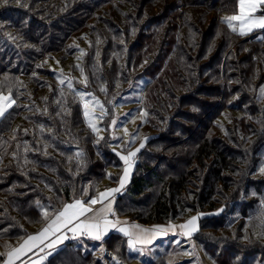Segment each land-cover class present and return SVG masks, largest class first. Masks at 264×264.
I'll return each instance as SVG.
<instances>
[{"label":"trees","instance_id":"obj_1","mask_svg":"<svg viewBox=\"0 0 264 264\" xmlns=\"http://www.w3.org/2000/svg\"><path fill=\"white\" fill-rule=\"evenodd\" d=\"M236 10L237 0H0V91L16 101L0 118V254L65 201L119 177L120 150L107 130L95 135L50 65L78 57L75 41L85 38L72 85L108 114L147 77L138 134L147 139L116 213L168 224L223 209L200 217L197 243L216 264H264V30L234 33L221 14ZM90 244L67 241L46 264H104ZM98 244L116 264L134 259L123 234Z\"/></svg>","mask_w":264,"mask_h":264},{"label":"rangeland","instance_id":"obj_2","mask_svg":"<svg viewBox=\"0 0 264 264\" xmlns=\"http://www.w3.org/2000/svg\"><path fill=\"white\" fill-rule=\"evenodd\" d=\"M237 12H238V0H237L236 12L222 13L221 17L224 18L227 16H231L237 14ZM261 13H264V11L261 10ZM261 13H258V15ZM233 32L239 34L238 32L235 31ZM255 32H258V34H260L262 30L256 29L246 35H241V36L246 37ZM84 40L85 38H81L75 41V44L77 45L75 46L76 49L74 53L78 57L74 58L71 56L70 58L68 57L69 59L67 58L65 61L53 60V62L50 63L51 67L54 70L55 75L58 78V81L60 82L61 80H64V83L60 82V84L62 85L65 84L68 86L69 80L71 81V84H73L74 76L81 77L76 72L75 69L74 70L71 69V65L72 62L74 61H76L77 63L78 59L81 57L82 53L84 52V50L82 49ZM146 81H147V77L145 75H141L135 80L134 83L131 84V87L127 92L115 98L114 115L108 114L107 107L102 103L101 99L97 95L93 94L90 91H87L84 88H80V87L76 88L73 85L71 87L80 99V103L83 109V114L85 112V103L88 104V110L91 113L92 123H94L96 126V131H93V129L91 127L90 128L95 133V135L101 136L105 133V130H107L108 131L107 134L109 135L113 146L118 148L120 152L122 151V155L125 157H128V153L130 152H136L137 149L140 150L141 149L140 145L142 143L144 144L146 140L145 136L142 137L138 135L141 131V127L143 123L147 118V113L141 104L142 89ZM80 93H84L83 98H81ZM96 101H99V103L97 104ZM108 117H110V119L108 122V127L106 128L105 125L106 122L108 121L107 120ZM84 118L86 123L89 125V117H86L84 115ZM127 149H129V151H127ZM137 153L138 152H136V155L134 157H129L128 159L129 163H132L133 159H136ZM261 167H264V153L262 154L261 165L258 168L257 175H264L260 172ZM123 170H124V165L121 167V170L119 172V177L123 175ZM113 172H115L114 169L111 170V173ZM132 173H133V169L125 184L126 186L130 183V178ZM119 177L115 184L110 183L108 185H102L101 187H99L97 193L99 194L101 192H104L106 189L117 188V186L119 185L118 184ZM215 212L219 213L220 209H217ZM200 214L208 215L210 213L199 212L193 215L198 216L200 219V217L203 216V215L201 216ZM199 219L197 220L198 229H199ZM231 225L232 223H229L227 229H231L232 228L230 227ZM231 230H227V231L231 232ZM227 231H225L224 229L215 230V232L218 233L219 232L229 233ZM196 232H194L189 237L183 235L182 230L179 228L176 231V233H173L172 235L169 234L168 237H166L165 235L166 233L163 234L162 236H157L153 241L154 245L147 247L146 249L130 248L128 249L129 252L133 254L135 257L132 260V262L127 264H149L151 260H153L156 256H160V255H162V258L164 257L169 262V264H216L213 258L210 255H208L204 251V249L197 243L196 239L194 238V234ZM164 238L166 239L162 240ZM160 240L162 241L158 243ZM88 248H91L92 250L91 253L97 256L102 263L116 264L117 260L114 254L111 251H107V249L104 246L98 243H93L90 244ZM117 264H124V263L120 262Z\"/></svg>","mask_w":264,"mask_h":264},{"label":"snow or ice","instance_id":"obj_3","mask_svg":"<svg viewBox=\"0 0 264 264\" xmlns=\"http://www.w3.org/2000/svg\"><path fill=\"white\" fill-rule=\"evenodd\" d=\"M19 2L20 0H17V3ZM3 3L7 4L8 0H3ZM261 10H264V0H238L237 14L222 18V22L226 23L232 31L238 32L240 35H246L256 29L264 30V13H261ZM258 13L261 14L258 15ZM60 82L64 83V80ZM68 87H72L70 80L68 82ZM260 92L264 94V88H261ZM80 96L83 98L84 93H80ZM96 103L98 104L99 101H96ZM15 104L16 101L12 97L11 90H9L7 95L0 91V118L5 117L9 109ZM84 115L89 117V125L93 131H96V126L92 123L91 113L88 110L87 103H85ZM145 139H147V137ZM140 147L143 148L144 144L142 143ZM138 151L139 149L136 150V152ZM136 152H130L128 153V157H121V159H124L127 163L129 157H134ZM260 172L264 174V167H261ZM128 176V168H125L124 174L119 177V187L106 189L104 192L99 193L98 196L89 198L87 204L79 199L71 204H65L63 209L57 212L55 218L39 233L36 235H29L19 247L11 248L7 253L0 254V256H6L3 264H16V261L20 260L22 256H25L28 252H31L41 244L50 250L48 255H52V253L58 252L59 246L62 245L64 241L69 239H78L79 237L87 236L93 240H102L109 229H116L127 236L128 246L133 249H135L137 244L151 243L155 235L172 231L176 226L169 225L167 229L157 226L151 230L140 228L139 225H131L130 228H118V225L126 222H122L118 219H108L109 214H113L112 201L115 199V194L124 189ZM105 200H107V203L98 210L94 211L92 207H90V205L102 203ZM220 211H223V209ZM87 213H92V215H86ZM218 214L219 213L208 215ZM44 215L47 217L48 213L45 211ZM200 215L202 216L205 214ZM82 217L83 219H81ZM198 219V216H194L186 223L178 226L182 230L183 235L190 237L194 232L198 231ZM68 233H71V236H69ZM51 237H54V239H51ZM46 241L47 243H45ZM40 259L43 260L45 257H41ZM33 264H36V262H33Z\"/></svg>","mask_w":264,"mask_h":264},{"label":"crops","instance_id":"obj_4","mask_svg":"<svg viewBox=\"0 0 264 264\" xmlns=\"http://www.w3.org/2000/svg\"><path fill=\"white\" fill-rule=\"evenodd\" d=\"M5 95H7V94H5ZM127 151H129V149H127ZM118 153H119L120 158L121 157H125V156L122 155V151L121 152L119 151ZM122 161H123V165H124V170H125V168H128V172H129V176H130V173H131L132 169L134 168L136 159H133L132 163H129L128 161L126 163V161L124 159H122ZM124 170H123V174H124ZM129 176H128V178H129ZM118 184H119V182H118ZM117 187H119V185ZM125 187H126V185H125ZM125 187H124V189H125ZM124 189L122 191H124ZM122 191L119 192V193H117V194H115V199L112 201L113 214H109V216H108V219H110V220H117L118 219V220H120L122 222H126V223H122V224L118 225L117 226L118 228L119 227L130 228L131 225H139L140 228L151 230V229L156 228L157 226H159L160 228H163V229H167L169 225L176 226V227L173 228L172 231H167L166 232L165 235H166V237H168L169 234L172 235L173 233H176V231L179 229V227H178L179 225H182V224L186 223L189 219H191L194 216V215H192V216L188 217L186 220L181 221V222H177V223H168V224H142V223H140V222H138L136 220H133V219H131L129 217H124V216H121V215H119V214L116 213V211H115L116 197L120 193H122ZM96 196H98V193L97 192L92 197H96ZM77 199L85 202L86 204H87V202L89 200V199H84L82 197H77V198H73L71 200L65 201L56 211H54L50 215V217L47 219V221L44 224H42L40 226L33 227L31 229V232L29 233V235H36L37 233H39L43 228H45L51 222L52 219L55 218V215L57 214V212L61 211L63 209V207H64L65 204H71V203H73ZM106 203H107V200H105L102 203H98V204H95V205H90V207H92V209L95 211V210H98L101 207H103L104 204H106ZM86 215H89L90 216V215H92V213H87ZM81 219H83V217ZM197 225H198V223H197ZM111 232H117V233L123 234L122 232H119L116 229H109V231L105 234V236L108 235ZM68 235L71 236V233H68ZM162 235L163 234L155 235L154 238L152 239L151 243H148V244H137L135 246V248H137V249H143V248L146 249L147 247H150V246L154 245L153 244L154 243L153 241H154V239L157 236H162ZM27 237L24 238L16 247H19L23 243V241L25 239H27ZM125 238H126V243H127V252H128L129 255L133 256V258H134L135 256L133 254H131L129 252V250H128V249H130L129 246H128V237L125 236ZM51 239H54V237H51ZM83 239H91V238H89L87 236H82V237H79L78 239H69V240H66V241H64V243L62 245L59 246V249L62 248L67 241L75 240L77 242H80ZM165 239L166 238H164L162 240H165ZM91 240L93 241V243H98V241H99V240H93V239H91ZM162 240H160L158 243H160ZM45 243H47V241ZM41 249H43V250H41ZM49 251L50 250L48 248H46L43 244H41L37 248H34L31 252H28L25 256H22L20 258V260L16 261V264H33V262H36V264H46V262L48 261V259L53 254H55V253H52V255H48ZM41 257H45V259L41 260L40 259ZM5 259H6V257H5ZM3 261H0V264H3Z\"/></svg>","mask_w":264,"mask_h":264}]
</instances>
